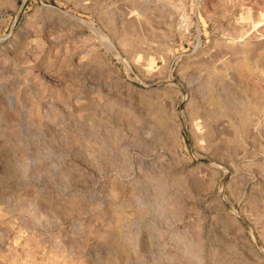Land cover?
Here are the masks:
<instances>
[{
  "label": "rangeland",
  "instance_id": "obj_1",
  "mask_svg": "<svg viewBox=\"0 0 264 264\" xmlns=\"http://www.w3.org/2000/svg\"><path fill=\"white\" fill-rule=\"evenodd\" d=\"M0 264H264V0H0Z\"/></svg>",
  "mask_w": 264,
  "mask_h": 264
},
{
  "label": "bare ground",
  "instance_id": "obj_2",
  "mask_svg": "<svg viewBox=\"0 0 264 264\" xmlns=\"http://www.w3.org/2000/svg\"><path fill=\"white\" fill-rule=\"evenodd\" d=\"M105 37V36H104Z\"/></svg>",
  "mask_w": 264,
  "mask_h": 264
}]
</instances>
